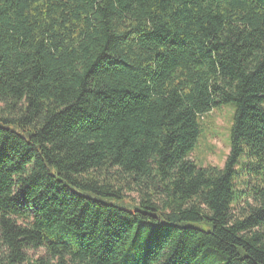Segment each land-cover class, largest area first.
Listing matches in <instances>:
<instances>
[{
    "label": "trees",
    "instance_id": "16d2710c",
    "mask_svg": "<svg viewBox=\"0 0 264 264\" xmlns=\"http://www.w3.org/2000/svg\"><path fill=\"white\" fill-rule=\"evenodd\" d=\"M0 264H264V0H0Z\"/></svg>",
    "mask_w": 264,
    "mask_h": 264
},
{
    "label": "rangeland",
    "instance_id": "374dc122",
    "mask_svg": "<svg viewBox=\"0 0 264 264\" xmlns=\"http://www.w3.org/2000/svg\"><path fill=\"white\" fill-rule=\"evenodd\" d=\"M232 109L222 107L213 110L202 120V132L198 143L191 153V158L199 165L222 167L229 152V135ZM246 160L242 155L236 165L234 181L243 180L241 172L244 170ZM43 250L34 251L35 256L43 254ZM32 254V252H31Z\"/></svg>",
    "mask_w": 264,
    "mask_h": 264
}]
</instances>
